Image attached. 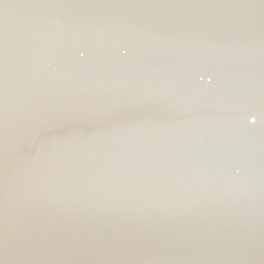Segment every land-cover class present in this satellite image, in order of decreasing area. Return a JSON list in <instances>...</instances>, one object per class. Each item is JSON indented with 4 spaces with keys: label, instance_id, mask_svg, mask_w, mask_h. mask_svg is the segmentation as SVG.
Here are the masks:
<instances>
[{
    "label": "water",
    "instance_id": "obj_1",
    "mask_svg": "<svg viewBox=\"0 0 264 264\" xmlns=\"http://www.w3.org/2000/svg\"><path fill=\"white\" fill-rule=\"evenodd\" d=\"M7 63L0 264H264L260 0H30Z\"/></svg>",
    "mask_w": 264,
    "mask_h": 264
},
{
    "label": "snow or ice",
    "instance_id": "obj_2",
    "mask_svg": "<svg viewBox=\"0 0 264 264\" xmlns=\"http://www.w3.org/2000/svg\"><path fill=\"white\" fill-rule=\"evenodd\" d=\"M43 3L47 4H66V3H100L106 2V0H42ZM113 2H126V0H113ZM261 4H264V0H260ZM127 54L126 52L124 53ZM7 74H8V63H7V45L0 37V129L3 127V122L6 117L7 108ZM255 123V119L252 120ZM4 167V160L0 157V170ZM0 191H2V183H0Z\"/></svg>",
    "mask_w": 264,
    "mask_h": 264
}]
</instances>
